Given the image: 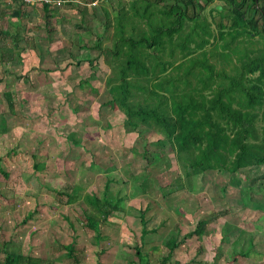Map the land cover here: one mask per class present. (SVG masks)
Segmentation results:
<instances>
[{
	"label": "rangeland",
	"instance_id": "1",
	"mask_svg": "<svg viewBox=\"0 0 264 264\" xmlns=\"http://www.w3.org/2000/svg\"><path fill=\"white\" fill-rule=\"evenodd\" d=\"M48 1H51L49 11L52 14L59 12L60 17L55 16V19L51 20V28L47 29L44 4L36 3L32 7L25 5L29 7L30 13L35 14L34 26L30 24L29 27L35 30L30 32L42 40L34 48L26 46L24 41L20 43V47L23 48L20 55L22 63L9 64L13 68L5 74L3 83H0V120L5 114L7 117L10 115L7 121L12 126L10 132H0L2 166L10 173L9 179L0 174V250L4 242L11 241L13 246H19L26 255L42 257L43 260L47 259L45 262L75 264L65 256L66 251L73 245H77L78 250L81 249L79 246L89 245V249L95 252H88L89 256L79 252L78 264H96V262L97 264H131L130 261H133L132 264L134 261L138 264L135 246H142L140 234L133 233L126 237L121 236L123 233L120 235L118 233L111 241L103 242L98 239L95 227H86L84 235L73 232L72 226H68L71 220L67 222L66 217H70L73 208L82 213L83 208L80 203L76 204L79 207L63 206L60 203L61 200L67 199L64 186L73 185L77 180L88 179L87 194L95 200L103 196L105 189H108V195L114 196L118 189H126L124 184L126 180L130 181L128 196L130 197V194L135 196H131L133 198L129 202L125 200L122 206L131 214V209L128 207L146 210L145 207L151 203L147 198L135 200L134 197L140 194L143 187L148 184L154 185L155 192L159 193L155 196L161 197L162 192L165 191L160 187L165 190L171 181L187 174L193 179L196 193H191L193 195L189 196L184 193L178 195L183 202L180 210L184 214L176 218L175 213L170 211L164 218L167 207L160 206L158 210H161L156 215L154 207L152 209L154 216L149 214L152 220L147 224V228L160 227L164 221V227L161 229L163 233L177 224L181 233L185 235L188 228L189 231L195 228L201 214L214 211L225 214L211 225V236L205 238L201 244L197 239L189 241L188 250L181 254L177 251L168 264L178 262L189 264L196 255L198 259L201 256L213 257L210 255L211 251H215L214 257H216L219 253L220 239L225 233L223 229L230 226L232 229L235 228L233 236L237 234L239 236V232L243 231L240 236L242 243L251 236L254 237L248 258L236 255L239 260L236 264H264V220H262L264 203L262 205L253 201L252 205L257 207L252 208L257 211L252 214L246 210L249 205L244 207L236 203L240 198L251 201L246 188L258 186V179L260 177L264 179V167L230 175L225 170L218 174L209 168L210 164H207L206 171L203 172L193 161V155L190 153L191 145L188 144L190 141L187 142V139L183 138L187 145L181 147L178 140L182 133L188 134L198 122L204 124L209 114L213 116L212 129L220 126L226 133L228 131L231 133L233 120H239L250 112L255 115L256 130L254 132L250 129V133L259 141V136L263 132L261 127H264V121L261 119L263 104L261 100L248 98L243 92L247 89L255 94H262L264 90V68L258 67L259 70L249 75L244 73V65L264 55V38L254 37L255 28H252L254 24L243 19L233 24L228 18L232 16L233 10L223 5L224 7H221L223 11H219L218 7H214L216 3L210 6L211 11L209 9V12L201 13L202 16L205 15L206 25L203 24L204 22L200 24L201 19L196 22L186 20L182 28L174 36H170L169 41L164 34L162 47H153L151 48L153 51L150 52L136 51L133 42L140 41L149 32H153L162 20V13L158 12L153 16V27L151 23L141 25V21L147 22V20L141 19L140 16L148 18L150 15L146 7L150 5L149 3L136 5L133 0H122L123 2L105 0L102 8L112 19V30L108 40L103 41L104 45L109 44L112 52L109 57V53L105 52L107 53L105 58V53L100 55L99 51L91 50V46L98 42L95 35L104 32L96 20L101 13L104 16L99 5L96 4L99 0H77L73 2L71 8L52 0ZM262 1L261 7H263ZM255 8V4L249 2L248 7L242 8V11L246 15L249 13L248 16H253L256 12ZM3 11L5 14L2 16ZM11 11L0 6V28H9L14 32L16 30L13 27H26L27 20L15 19L10 15ZM220 12H225L222 19L218 18L217 13ZM58 18L62 19L61 22L57 20ZM133 18L139 20L136 22ZM80 21L86 23L87 29H76L75 33H70ZM172 21L168 22L176 28L178 23ZM137 23L138 28H134ZM219 24L223 28L222 35L218 28ZM199 31H202L201 35L205 34V37L199 38ZM233 31L241 35L234 33L231 43L232 39L227 33ZM239 40L247 45L237 46ZM232 47H234L233 51H231ZM261 49L263 50L260 51ZM115 52L118 54L115 55ZM86 57L94 60L92 66L86 61ZM132 63L137 64L131 66L130 70L128 65ZM204 68L210 69L216 75L209 78L208 72L203 71ZM1 72L3 69L0 67V74ZM238 73H244L245 79ZM92 75L93 79H91ZM84 77L85 79L89 77V93L78 88ZM234 78L240 81V86L237 88L236 85L230 87ZM106 90L111 96L122 95L134 100L127 101L124 110L119 107V103L115 108L105 107L103 105L105 99H102V95ZM11 91L17 93L16 115L10 114L4 101L3 94ZM183 93L186 98L180 96ZM137 97H149L152 101L151 106L154 105V101L158 105L161 101L158 116L164 110L172 113L173 122L166 123L169 130L168 137L151 135L150 131L153 130L151 122L154 121L147 123L146 118L135 116V112L131 109L135 106L134 101ZM2 100L6 109L3 103L1 106ZM221 105L229 108L227 117L224 113L218 116ZM80 106L86 107L81 109L82 112H77L76 109ZM188 107L190 108L187 109ZM74 109L76 114L70 112ZM86 111L87 113H84ZM86 117L92 120L82 134L83 150L71 148V158L73 159V155H78V159L73 165H69L70 163L67 162L69 157L64 154L68 152L70 143L65 137L74 131V124H83ZM191 119L198 122L193 123ZM101 121H104V125L97 126L96 124ZM145 123L151 127H145ZM141 126L151 135L148 136L147 141L139 137L138 133L143 130ZM238 131L237 128L234 130L235 133ZM196 132L199 133V129ZM209 133L206 132L204 136ZM231 135L234 137L233 133ZM209 136L214 137L213 131ZM229 144L231 147H228L222 155H230V159L221 165V169L243 166L239 162L241 152L239 145L233 140ZM162 147L164 148L160 154L163 158L162 162L150 167L148 159L144 157L145 150L150 151L151 156H155L153 151ZM203 149L201 153L209 150L207 145ZM33 154L46 158L38 163L37 168L34 167ZM125 160L130 161V171L127 163L119 165ZM91 167L103 169L104 175L95 176L90 171ZM144 173L148 177L146 182ZM110 177L116 180L108 182L107 179ZM179 183L182 182L179 180L174 186H179ZM105 184H107L106 188H104ZM74 186L83 191L87 188L77 184ZM226 188L228 192L224 190ZM255 192L261 193L257 189ZM258 205L261 207L259 208ZM48 213H51V217ZM41 215L43 222H39L38 217ZM81 218H84L83 214ZM191 221L194 223L191 224ZM72 223L74 226L73 221ZM40 230L43 231L38 232ZM109 231L112 229H102L104 233ZM61 232L67 233L68 236ZM175 232H171L170 235ZM167 236L169 238V235ZM167 236L147 235L151 240L148 243L153 247L149 249L145 244L142 249L143 256H146L151 264H159L162 260L166 249L161 241ZM245 247L247 246L244 245ZM105 248L109 251L104 254ZM218 264H228V261L220 255Z\"/></svg>",
	"mask_w": 264,
	"mask_h": 264
},
{
	"label": "trees",
	"instance_id": "2",
	"mask_svg": "<svg viewBox=\"0 0 264 264\" xmlns=\"http://www.w3.org/2000/svg\"><path fill=\"white\" fill-rule=\"evenodd\" d=\"M55 2H59L60 5H68L70 8L73 6V2L77 0H52ZM101 0H99L100 2ZM103 0L101 3H96L99 5L101 11L103 12L104 16L102 13L99 15V17L96 18V20L100 23L102 26L104 32L102 34H96V38L98 40L97 43H93L94 45L91 46V50L99 51L100 55H103L105 52L109 53L108 57L110 56L112 49L108 45H104L103 41L108 40V35L110 34L112 30V19L108 15V13L105 11L103 7ZM113 2L114 0H109ZM136 1H144L145 3H149L150 5H156L161 7V10L159 11L166 17V19H162V26L159 28H154L153 31L156 32L155 36H153V39L151 42H148L146 39H142L139 42H133V46H140L145 49L149 48H155V47H162L163 44L161 41L156 42L157 38L160 37L162 34H167L168 36H174L178 32V30L181 29L182 24L188 21H197L201 13L203 12L204 9H206L207 6H210L212 3L215 1H222V0H136ZM232 2V7L233 11L237 16V20L233 22L234 24L239 23L240 21H245L247 20L249 23L254 24L252 28H255V33L254 37H261L264 38V11L262 9L256 10L255 14L253 16L247 17L246 13L242 11V8H245L246 2L250 0H242L241 3L238 2L236 3V0H230ZM256 0H253L252 2L255 3ZM118 2H123L122 0H118ZM44 4V3H43ZM24 2L18 1V0H0V6L3 9H11L12 13L11 16L14 18H26V13L24 12V7H26ZM44 9H45V20H46V28L50 29L51 20L55 18V14H52L49 11L50 4H44ZM96 6V5H95ZM246 7V8H247ZM95 8V7H94ZM97 10V8L95 9ZM121 12L123 10H120ZM5 14V11L1 13L3 16ZM104 18V19H103ZM243 19V20H242ZM169 20H174L175 22L178 23V26L175 28L174 25L169 24ZM167 21V23H166ZM172 21V22H174ZM77 22V21H76ZM79 24V23H78ZM153 25V23L151 22ZM16 31H12L11 29H2L0 28V67L3 69V72L0 74V83H3L5 79V74H8L10 72L9 69V64H16L19 63L21 64V52L23 51V48L20 47V43L24 41L26 43V46H31V47H36V44L39 43L42 39L39 36L34 35L33 43L30 44V38L27 36V33L24 32L21 28H15L13 27ZM75 29L72 28L70 33H75L76 29L77 30H84L87 29L86 23H82L80 21L79 25L74 26ZM221 31L223 28L221 27ZM25 34V35H23ZM175 44V43H174ZM155 51V50H154ZM107 53H105V58ZM118 53L115 52V55ZM99 55V56H100ZM86 61H89L90 65L94 63V60L91 59V57H86ZM264 56L263 57H258L257 59L253 61H249L246 65H244V73L246 75L252 74L255 71L259 70L258 67L264 68ZM81 63V61H80ZM134 67V63L129 65L130 67ZM261 68V69H262ZM203 70L204 72H208L209 78L214 77L216 73H213L210 69ZM131 70V68H130ZM242 78L245 79V77ZM94 76H91V79H93ZM241 78V80H242ZM89 81V80H88ZM231 86L233 87L234 85L235 88L239 87V80L234 78L231 80ZM264 83V81H263ZM222 87V86H220ZM234 88V89H235ZM244 94L249 98L253 97L257 100H261L263 104L262 112H261V119L264 121V90L262 94H255L251 90H244ZM125 94V91L123 92ZM5 98L6 105L8 107V110L11 115H16L17 114V93L16 92H9L3 94ZM120 95H115L111 96L109 92L106 90L103 95L102 99H105V103L103 105L105 107H112L115 108L116 104L119 103V107L124 110L126 102L130 101L132 102L134 100L131 99L129 100L128 97L120 96ZM181 97H184V93L180 95ZM175 97V96H174ZM261 97V98H260ZM178 99H180L179 96H177ZM120 101V102H119ZM136 104L135 106L132 107L131 110L135 112V116L138 118H146L147 123H150L151 121H154L153 123L151 122V126H153V129L151 132V135L154 134H159L163 136H167L169 134L168 126L166 125L167 122H173L171 121L173 118L172 113H169V111H162L160 115L158 116V111L162 104L160 101V104L156 106L157 104L154 103L151 106V100L149 97H143L135 99L134 101ZM144 102V103H143ZM155 102V101H154ZM176 103V102H175ZM4 104V101H3ZM121 104V106H120ZM146 104V105H145ZM177 104V103H176ZM5 107V104H4ZM188 107L187 109H189ZM6 109V107H5ZM229 108L227 106H220V113L218 116H222V113L226 114V117L228 115ZM132 112V111H131ZM245 114V113H244ZM252 116V117H251ZM10 117V115H9ZM7 114H5L2 117V120H0V132H10L12 130V126L8 124L7 121ZM211 117L212 115H208L205 123L202 124L201 122H198L194 119H191L193 123H197L195 127L191 131L188 132V134L182 133V135L179 137V144L181 147L187 145L185 140H182L183 138L187 139V142L189 145H191V151L193 155V161L195 165L199 166L201 171L205 172L206 165L210 164L211 169H213L215 172L218 174L223 172L224 170L226 173H229L230 175L233 174H238L240 171H250L252 169H257L264 167V127H261L263 129V132L261 136H259V141L255 139V137L251 136L250 129H253L254 132H256L254 128V118L255 115H253L250 112H247L243 117H241L239 120L234 119L233 120V126L231 127V133L234 134V137L231 135V133L228 131L227 133L224 131V128H221L220 126H215L214 129L211 128L212 122H211ZM145 123V127H151L149 124ZM211 124V125H210ZM155 125V127H154ZM210 125V126H209ZM145 127L141 128L144 130ZM206 127V128H205ZM138 129V127H136ZM239 129L238 132H234L235 129ZM136 129V130H137ZM199 129V133L196 132V130ZM140 130V129H139ZM143 130H140L142 133H138L139 137H142L145 141H147L148 136L151 137L150 133L147 131L143 132ZM213 131L214 137H210L209 134ZM210 132L208 135H205V133ZM148 133V134H147ZM168 137V136H167ZM188 137H191L188 139ZM206 139V141L203 142V139ZM191 139V140H190ZM255 139V140H254ZM235 141L237 145H239L240 148V153H239V162L243 164V166L238 167V168H232V169H221V165L223 163L228 162L230 159V155H222L225 150H228V147H231L229 144L230 141ZM194 141V143H192ZM160 142V141H159ZM199 142L198 144H196ZM74 144L78 145V141H74ZM153 145V143H152ZM167 143L165 144V146ZM202 145V146H201ZM205 145H207L208 149L206 152L201 153L203 148H205ZM164 150V148H159L157 150H154L153 153L155 156H151V152L148 150H145L144 157H146L149 161V166H155L162 162L163 158L160 156L161 151ZM34 158V167H38V163L42 160H46L45 157L39 156L37 154H33ZM3 160L0 157V174L4 176L6 179H9L10 173L6 172L5 169L2 166ZM98 171V170H97ZM99 172V171H98ZM193 179L189 175H183L181 178V181L183 182V188L187 187V190L189 192H193ZM113 180H109V182H112ZM180 181V182H181ZM126 185H129L128 183L125 182ZM250 184V183H249ZM175 187H179L176 185ZM247 187V185H246ZM65 188V197H67L66 200H61L60 203L62 205H74L80 202L81 207L83 208V219L84 221L86 220L90 226H98V232H97V237L100 241H110L112 237H115L118 235V232H113L109 231L107 233L102 232V229L104 227H110L114 228L117 227L114 225L110 220L112 218L116 217L117 213H122L126 212L125 208L122 206V203L126 200L127 201V196H128V191H127V186L126 189H122L118 191L117 198L115 202H111L108 200L106 197V194L104 198H97L95 200H92V198L85 197L84 196V191L80 188L75 187L74 185H66L64 186ZM177 189V188H176ZM248 190V197L251 198L249 200H244L243 198H240V201H237L236 203L240 206H247L250 203L253 204V201L258 202V204L264 203L263 196H264V179L260 177L258 179V186H249L246 188ZM255 189L260 191L261 193L258 195L257 192H255ZM225 191L228 192V188L224 189ZM108 192V189H106V193ZM254 199V200H253ZM249 202V204H248ZM257 207L256 205H251V208ZM260 208L261 206L258 205ZM148 209L143 211L142 213V219H141V224H142V232H141V243L142 246H136L135 247V254L137 259H139L138 264H151L146 256H143V245L145 244V238L149 234H154L158 231V229H148L147 228V213ZM223 214V215H222ZM224 213H220L217 211L214 212H209V213H203L199 216L198 222L195 225V228L188 232L185 235H180L178 232L169 235V238L165 241V249L166 252L162 256V260L160 261L159 264H168V262L172 259L174 254L182 248L186 247L185 249L188 250V242L192 241L193 239H197L200 243L207 238L211 234V225H213L215 222L220 220L222 217H224ZM72 226V224L70 223ZM225 233L222 236L221 239V245L219 246V256L223 255L225 257V260L228 261V264H236L238 262V259L236 258V255H239L242 258H248L250 249L253 247V243L251 241V238L249 239L248 246L244 248L243 244H240L239 242L238 247L235 244H230L229 238L227 237L229 234H231V226L228 228H224ZM235 230V228H234ZM201 251V250H200ZM199 251V252H200ZM198 252V251H197ZM215 252V251H214ZM79 250L76 246H72L69 250L66 251L65 256L68 259H71L75 264H78L79 262V257L78 254ZM0 254L3 256H0V264H53L50 263L49 261L38 258V257H33L30 255H26L22 252L21 248L19 246H13V243L10 242H4L2 245V250H0ZM215 254V253H214ZM218 254L216 257H214L213 260L210 258H206L205 256H201L200 259L198 257H194L190 261L189 264H216V259L218 260ZM200 260V261H199ZM131 264L133 261H130ZM134 264H137L136 261H134ZM176 264H180L179 262Z\"/></svg>",
	"mask_w": 264,
	"mask_h": 264
},
{
	"label": "crops",
	"instance_id": "3",
	"mask_svg": "<svg viewBox=\"0 0 264 264\" xmlns=\"http://www.w3.org/2000/svg\"><path fill=\"white\" fill-rule=\"evenodd\" d=\"M241 1L242 0H236V3H238V2H240L241 3ZM253 0H250V1H248V2H246V4H248L249 2H252ZM262 0H256L255 1V6H256V10H258V9H262L263 11H264V0L262 1L263 2V7H261L260 6V2H261ZM223 2V3H222ZM222 2L221 1H215L214 3H212L210 6H213L214 4H216L217 3V5H214V7H218V10L219 11H223V9L221 8V7H224L223 5H226L227 6V8H229V9H231V10H233V7H231V5H232V2L230 1V0H222ZM133 3H135L136 5H144L145 4V2L144 1H136V0H133ZM253 3V2H252ZM220 4H222L221 6H218V5H220ZM155 6V7H154ZM154 6H151V5H146V7L149 9V12H150V15H149V19L148 18H146L145 16H140L141 17V19H146L147 20V22H143V21H141L142 23H140L141 25L143 24V23H145L144 25H146V23H151L152 21H154L153 19V16L154 15H156V13H158L161 9H159V7H157L156 5H154ZM210 6H207L206 7V9L205 10H203L205 13H207V12H209V9H210V11L212 10L211 9V7ZM32 7V6H31ZM245 7H247V5H245ZM28 8L29 7H24V12L26 13V20H27V26L26 27H21V29L22 30H24V32H26L27 33V36H29V38H30V43L32 42L33 43V41H34V39H33V37H34V35H33V32H30L31 30H35V29H31V28H29L30 27V24H32L33 26H34V21H35V19H33V16L35 15L34 13H30L29 11L30 10H28ZM76 10V9H75ZM11 13H12V11L10 12V15H11ZM224 13L225 12H220V14L219 13H217L218 14V18H220V19H222L223 18V16H224ZM56 14H58V15H56ZM202 14H203V12H202ZM249 14V13H248ZM55 16H58V17H60V15H59V12H57V13H55ZM136 16L138 17V15L136 14ZM162 17H161V19H166V17H164L163 15H161ZM228 16V15H227ZM247 17H250V16H248L247 15ZM8 18V17H7ZM139 18V17H138ZM229 18V20H231V22L233 21V22H235V20H237L236 18H237V16H236V14L234 13V11L232 12V16H230V17H228ZM16 19V18H15ZM55 19V18H54ZM134 19V18H133ZM199 19H201L199 22H200V24L202 23V22H204L203 24L204 25H206V18H205V15H201L200 16V18ZM198 19V20H199ZM59 22H61V18H58L57 19ZM136 22L139 20H137V19H134ZM197 20V21H198ZM149 21V22H148ZM174 21V20H173ZM73 22V21H72ZM75 22V21H74ZM140 22V21H139ZM162 22H163V20H161L158 24H157V27L156 28H159V27H161L162 26ZM196 22V21H195ZM153 23V22H152ZM234 24V23H233ZM182 25H184V23L182 24ZM12 26V25H11ZM16 26H18V25H16ZM147 26H148V24H147ZM154 26V23H153V25H152V27ZM210 26L212 27V25L210 24ZM221 26L222 25H220L219 24V26H218V28L219 29H221ZM13 27V26H12ZM16 28V27H15ZM134 28H138V23L135 25V27ZM181 28H182V26H181ZM213 28V27H212ZM8 28H6L5 30H7ZM216 29V28H215ZM55 31V30H54ZM201 32L202 31H199V38H201V37H205V34H203V35H201ZM228 32V31H227ZM222 33H224V32H222L221 30H220V34L222 35ZM234 33L235 34H239V33H237L236 31H233V32H230V33H227L228 35H230V37H231V39H232V42L231 43H233V35H234ZM155 34H156V32L155 31H153V32H149L148 33V35H145L144 36V39H146V40H148V42H151L152 41V39H153V36H155ZM23 35H25V34H23ZM220 35V36H221ZM241 34H239L238 36H240ZM164 36V34H162L161 35V37H158L157 38V40H156V42H158V41H162L163 40V37ZM165 36H166V38L168 37V41L170 40L169 38H170V36H168L167 34H165ZM236 38V37H235ZM136 43L137 42H139V41H135ZM162 43V42H161ZM243 42H241V40H239V41H237V46H240V45H247V44H242ZM230 44V43H229ZM37 45H38V43L36 44V47H37ZM134 48H135V50L136 51H140V50H142L143 52L144 51H148V52H150V51H153L151 48H149V49H145V48H143V47H140V46H133ZM234 47H232V50L231 51H233L234 49H233ZM263 49H261L260 51H262ZM248 52V54H249V51H247ZM259 54V53H258ZM264 55H262V57H263ZM221 57V56H220ZM248 58H249V56H248ZM247 58V59H248ZM252 59V58H251ZM150 62H151V60H150ZM16 64H19V63H16ZM137 63H135V65H136ZM141 64H143L142 62H141ZM150 65H152L151 63H150ZM129 66V65H128ZM9 67V69H11L12 70V68H11V66L9 65L8 66ZM89 77L87 78V79H85V77L83 78V80H81V82L79 83V85H78V88H79V90H81V91H84V92H88L89 93ZM11 92H14V91H11ZM7 93H9V92H7ZM161 96V95H160ZM5 99V98H4ZM5 101V100H4ZM160 101V100H159ZM2 103H3V100H2V102H1V106H2ZM104 103H105V101H104ZM155 104H156V102H154ZM87 104H89V103H87ZM4 105V104H3ZM157 105H158V103H157ZM86 106H88V105H86ZM86 106H84V107H82V106H80L78 109H76L77 110V112L78 111H81V109L83 108V109H85V107ZM70 112H72L73 114H76L77 112H75V109L74 110H70ZM82 112V111H81ZM81 112H79V113H81ZM72 113H70V114H72ZM84 113H87V111L86 112H84ZM91 117V116H90ZM92 118V117H91ZM92 120V119H91ZM91 120H89V117H86L85 119H84V121H83V124H81V123H78L77 125H73V127H74V131L73 132H71L70 134H68L66 137H65V139H67V141L70 143V145L68 146V152L67 153H65L64 154V156H68L69 157V160H67V162H69L70 164L69 165H73V163L74 162H76L75 160L76 159H78L77 157H78V155H73V159L71 158V151H72V149L71 148H76V149H79V150H83L82 149V146H83V137H82V134L84 133V130H86L88 127V123L90 124V121ZM104 122V121H103ZM103 122L101 121V122H99L98 124H96L97 126L100 124V125H104L103 124ZM74 141H78L79 142V144L78 145H76V144H74ZM67 148V147H66ZM61 156V155H60ZM129 160H125V161H123V163H120L119 165H123V164H128L127 165V167H128V170L130 171V168H131V165L129 164ZM121 167V166H120ZM99 172H98V171ZM90 171L95 175V176H97V177H101V176H103L104 175V170L103 169H99V168H97V167H91V169H90ZM129 171H128V173H129ZM96 172H98V173H96ZM145 174V173H144ZM129 175V174H128ZM183 177V176H182ZM145 179H144V181L146 182L147 180H148V177H147V175L145 174V177H144ZM107 179V178H106ZM109 179L110 180H116L114 177H110V178H108L107 179V181L109 182ZM191 179H192V177H191ZM124 181H125V179H123ZM181 181V178L180 177H178L177 179H175L174 181H171V183L169 184V185H167V187H165L166 189L164 190V189H162V187H160L161 188V190L162 191H165V193H163L162 192V194H161V192H160V194H161V197H156L155 196V194H158L159 195V193H157V192H155L156 191V188L154 189L153 188V186L154 185H150V184H148V186H145V183L143 184L145 187H143V190H141V192H140V196L138 195V196H136V197H134L135 198V200H137V199H139V198H147V200H148V202H150L151 201V203H149L145 208H146V210L148 209V211H147V213H146V215H147V224H149V222H150V220H152V217H149V214H150V216H154V214L156 215L157 214V212L158 211H160V210H158L159 209V207L160 206H162V205H164V206H166L167 207V211L165 212V214H164V218H165V216L167 215V213L168 212H170V211H173L174 213H175V217L177 218V216H180L181 214H184L183 213V211H181L180 210V206H181V204H183V202H181V200H180V198H179V194H182V193H184V194H186V196H189V195H193V194H191V192H189L188 190H187V187H186V184H185V187L183 188V182L182 183H179V187H175L174 186V184L177 182V181ZM88 179H84V180H77L73 185H80V186H82V187H84V188H86L85 189V191H84V196L85 197H89L88 196V194H87V189L89 188V185H88ZM143 181V182H144ZM129 182L130 181H127L126 180V183H128L129 184ZM192 182H193V180H192ZM124 183V182H123ZM70 184H72V183H70ZM99 184V183H98ZM125 184V183H124ZM125 186H127V188L129 187V185H126L125 184ZM107 187V184H105L104 185V188H106ZM142 187V186H141ZM177 188V189H176ZM119 191L121 190V189H118ZM158 190H159V188H158ZM201 190H199V192H200ZM105 193H106V189H105V191H104V193H103V196H101V197H98L99 199L100 198H104V196H105ZM192 193H196V190L194 189V187H193V192ZM117 194H118V191H117V193L114 195V196H112L111 194L110 195H108V192L106 193V197L108 198V200H110L111 202H115L116 201V198H117ZM129 195V194H128ZM131 196H135L134 194H130ZM129 197V196H127V202H129V201H131V198H133V197ZM80 203V202H79ZM79 203H77L78 205H79ZM60 204V203H59ZM166 204H168V206L166 205ZM249 204V203H248ZM78 205H76V204H74V205H70V206H68V205H63V206H68V207H71V206H78ZM170 205H173L174 207H172V206H170ZM251 203L249 204V206L246 208V210L247 211H249V213L250 214H252V213H255V211H257L256 209H253V208H251ZM79 207V206H78ZM155 207V211H154V214L152 213V209ZM169 207V208H168ZM128 208H130L131 209V214H129L128 213V211H127V209H125V211H126V213L125 212H122V213H117L116 214V217L115 218H112L110 221L114 224V225H116L117 227H114V228H111L112 229V231L113 232H118L119 233V235L120 234H122L121 236H123V235H125L126 237L127 236H129L130 234H140L141 235V232H142V224H141V219H142V213H143V211H145V210H138V209H135L133 206H130V207H128ZM186 212V211H185ZM70 213H71V215H70V217H66V221L68 222V221H73L74 222V226H73V223H72V228H73V232L75 233V234H77V233H79V234H83L84 235V233H86V232H84V230H85V228L86 227H89L90 225H89V223L85 220L84 221V219L83 218H81V215H82V212H79V211H77V209H75V208H73L71 211H70ZM69 213V214H70ZM186 215H188L189 217H190V215L188 214V213H185ZM43 215V214H42ZM42 215L41 216H39L38 218H39V222H43V217H42ZM48 215L51 217V213H48ZM195 216L197 215V213H195L194 214ZM188 217H186V219H187ZM189 219V218H188ZM199 219V218H198ZM139 220V222H137ZM262 220H264V217L262 218ZM71 221H70V223H71ZM194 222H196L195 220H194ZM194 222H190L191 224L192 223H194ZM165 222L163 221V223H162V225L160 226V227H153V228H155V229H158V231L156 232V233H154L153 234V237L155 236V235H157V234H164V235H170V233L171 232H178L180 235H183L182 233H181V231L179 230V227H178V225L177 224H175L171 229H168L165 233H163L162 231H161V229L164 227V224ZM189 225V224H188ZM68 226H71L70 224H68ZM137 226H140V227H137ZM260 226V225H259ZM91 227H95V228H97V229H95V231H96V233L99 231L98 230V226H91ZM71 228V227H70ZM71 228V229H72ZM104 228H108V229H110V227H104ZM153 228H149V229H153ZM164 229H166V227L164 228ZM232 229V228H231ZM137 230H139L138 232H137ZM223 230H225V229H223ZM233 230L234 229H232L231 230V234H229L227 237L229 238V241H230V244H235V245H237V247H238V242H239V246H240V244H243V245H246V246H248V243H249V240H245L244 241V243H242L241 242V240H240V236L242 235V233H243V231H241V232H239V236H238V234H237V236H233V234H234V232H233ZM41 231H43V230H40V231H38V232H41ZM79 231H81V233L79 232ZM175 232V233H176ZM188 232H190L189 231V228H188V230H187V233ZM63 235H65V236H68L67 235V233H64V232H61ZM186 233V234H187ZM74 234V235H75ZM97 235V234H96ZM149 235H152V234H149ZM212 234H210L209 236H211ZM120 236V237H121ZM208 236V237H209ZM152 237V238H153ZM232 237H233V239H232ZM251 238V241L253 240V238L254 237H250ZM249 238V239H250ZM168 239V236L165 238V240L163 239L162 241H161V243L163 244L164 243V247H165V241ZM222 239V238H221ZM221 239H220V242H221ZM205 240V239H204ZM203 240V241H204ZM111 241V240H110ZM151 240H150V238H147V236H146V238H145V244L146 245H148L147 246V248H149V249H152L151 247H153V246H150L149 245V243L148 242H150ZM104 242V241H103ZM105 242H109V241H105ZM70 244H71V242H70ZM144 244V245H145ZM201 244V243H200ZM220 245H221V243H220ZM219 245V246H220ZM73 246H77V245H73ZM78 247V246H77ZM136 247V246H135ZM79 248H81L80 250H79V252H82L83 253V255H84V253H85V256L87 255V256H89V254H88V252H95V251H93V250H91V249H89V245H87V246H79ZM186 247H184V248H180L179 250H178V252L181 254L182 252H184V251H186V249H185ZM209 248H211V247H209ZM184 249V250H183ZM108 251H109V249H107V248H105V250H104V254L105 253H108ZM198 251V250H197ZM100 252V251H99ZM99 252H98V254H99ZM165 253V252H164ZM213 253H215L214 251H211L210 252V255H215V254H213ZM25 254V253H24ZM103 254V255H104ZM28 255H30V254H28ZM30 256H32V255H30ZM34 257V256H33ZM195 257V256H194ZM38 258H41V259H43L42 257H38ZM209 258L211 259V260H213L214 259V257H210L209 256ZM219 259H220V256H219ZM218 259V260H219ZM44 260H47V259H44ZM218 260L216 259V264H218ZM200 261V260H199ZM239 261V260H238ZM190 262V261H189ZM96 264H97V262H96ZM182 264V263H181Z\"/></svg>",
	"mask_w": 264,
	"mask_h": 264
},
{
	"label": "built area",
	"instance_id": "4",
	"mask_svg": "<svg viewBox=\"0 0 264 264\" xmlns=\"http://www.w3.org/2000/svg\"><path fill=\"white\" fill-rule=\"evenodd\" d=\"M12 1V0H10ZM18 1H21V2H24L25 4L27 5H30V6H33V5H36V3H44V4H49L51 1H48V0H18ZM55 2V1H53ZM55 3H58L60 4L59 2H55Z\"/></svg>",
	"mask_w": 264,
	"mask_h": 264
}]
</instances>
